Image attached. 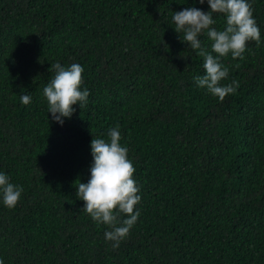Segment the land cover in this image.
Masks as SVG:
<instances>
[{
    "label": "trees",
    "instance_id": "trees-1",
    "mask_svg": "<svg viewBox=\"0 0 264 264\" xmlns=\"http://www.w3.org/2000/svg\"><path fill=\"white\" fill-rule=\"evenodd\" d=\"M193 4L0 0V170L23 187L15 207L0 203L4 264H264V0H251L260 42L222 57L221 83L238 81L222 100L195 85L203 55L171 20ZM56 61L81 64L90 90L63 125L43 95ZM117 124L141 200L113 248L76 184L90 141Z\"/></svg>",
    "mask_w": 264,
    "mask_h": 264
},
{
    "label": "clouds",
    "instance_id": "clouds-1",
    "mask_svg": "<svg viewBox=\"0 0 264 264\" xmlns=\"http://www.w3.org/2000/svg\"><path fill=\"white\" fill-rule=\"evenodd\" d=\"M207 3L208 10L196 7ZM215 14H222L223 26L215 27ZM174 29L189 48L203 55V73L193 76L197 87L224 99L238 87V81L221 83L228 77L229 68L222 57L243 58L249 41L260 42V28L253 15L251 0H194V4L172 11ZM210 41V51L206 50L201 36ZM51 79L43 87L51 119L63 125L76 111L74 105L82 108L88 103L90 90L82 87L83 66L78 62L63 65L56 61L50 64ZM21 103L31 102L29 93L20 95ZM92 163L87 182L76 184V195L84 201L82 209L97 223L108 225L104 232L106 241L116 248L126 238L140 216L136 205L141 200L140 188L134 173L133 161L128 156V148L121 143L119 125L110 126L107 138L94 136L90 141ZM23 187L11 181L10 176L0 170V203L15 207L21 198ZM121 214H126L121 218ZM0 264H4L0 258Z\"/></svg>",
    "mask_w": 264,
    "mask_h": 264
}]
</instances>
